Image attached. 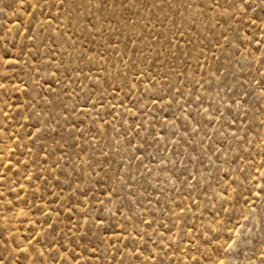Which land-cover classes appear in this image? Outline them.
I'll use <instances>...</instances> for the list:
<instances>
[{
	"label": "rangeland",
	"instance_id": "obj_1",
	"mask_svg": "<svg viewBox=\"0 0 264 264\" xmlns=\"http://www.w3.org/2000/svg\"><path fill=\"white\" fill-rule=\"evenodd\" d=\"M0 264H264V0H0Z\"/></svg>",
	"mask_w": 264,
	"mask_h": 264
}]
</instances>
